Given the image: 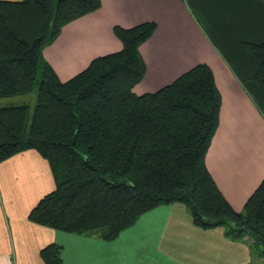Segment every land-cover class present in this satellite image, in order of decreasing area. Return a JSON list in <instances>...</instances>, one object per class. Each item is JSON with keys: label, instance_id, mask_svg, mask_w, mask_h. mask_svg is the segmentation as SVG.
<instances>
[{"label": "trees", "instance_id": "1", "mask_svg": "<svg viewBox=\"0 0 264 264\" xmlns=\"http://www.w3.org/2000/svg\"><path fill=\"white\" fill-rule=\"evenodd\" d=\"M101 4L0 0V97L32 91L44 47ZM156 27L154 21L115 25L122 48L93 58L67 80L44 63L33 107L0 106V162L28 148L48 160L56 186L30 210L33 222L113 239L144 212L181 202L195 224L250 237L263 257L264 179L237 211L206 166L222 102L210 66L198 63L158 90L134 91L146 70L140 45ZM243 46L256 65L251 79L264 93V41ZM62 248L53 242L41 255L47 264H62Z\"/></svg>", "mask_w": 264, "mask_h": 264}, {"label": "crops", "instance_id": "2", "mask_svg": "<svg viewBox=\"0 0 264 264\" xmlns=\"http://www.w3.org/2000/svg\"><path fill=\"white\" fill-rule=\"evenodd\" d=\"M154 21L140 45L145 62L138 94L152 92L198 63L214 73L222 102L206 166L220 192L241 211L264 179V93L251 79L256 65L244 41H264L261 0H102L65 24L42 51L61 80L100 55L118 51L114 26ZM56 186L48 160L36 149L0 162V264H47L41 250L62 245V264H262L250 237L232 238L226 226L204 228L181 202L156 206L116 238L75 234L29 219L32 207Z\"/></svg>", "mask_w": 264, "mask_h": 264}, {"label": "rangeland", "instance_id": "3", "mask_svg": "<svg viewBox=\"0 0 264 264\" xmlns=\"http://www.w3.org/2000/svg\"><path fill=\"white\" fill-rule=\"evenodd\" d=\"M56 1L57 0H54V8H55V5H56ZM42 61L39 63L38 73H37V76H36L35 85H34L33 90L28 92V93L22 94V95L0 97V106L6 105V104H12V103L26 102V103H28L29 105H31L33 107V105L35 104V101H36L37 91H38L39 84H40V81H41V78H42V73H43L44 66H45L44 63H46L44 58H43ZM30 122H31V113H30V116H29V119H28V125H29Z\"/></svg>", "mask_w": 264, "mask_h": 264}, {"label": "built area", "instance_id": "4", "mask_svg": "<svg viewBox=\"0 0 264 264\" xmlns=\"http://www.w3.org/2000/svg\"><path fill=\"white\" fill-rule=\"evenodd\" d=\"M262 264H264V256L261 257Z\"/></svg>", "mask_w": 264, "mask_h": 264}]
</instances>
